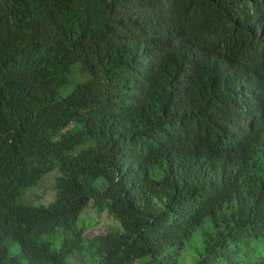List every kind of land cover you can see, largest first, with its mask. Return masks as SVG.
<instances>
[{
    "label": "trees",
    "instance_id": "1",
    "mask_svg": "<svg viewBox=\"0 0 264 264\" xmlns=\"http://www.w3.org/2000/svg\"><path fill=\"white\" fill-rule=\"evenodd\" d=\"M75 259L264 264V0H0V264Z\"/></svg>",
    "mask_w": 264,
    "mask_h": 264
},
{
    "label": "rangeland",
    "instance_id": "2",
    "mask_svg": "<svg viewBox=\"0 0 264 264\" xmlns=\"http://www.w3.org/2000/svg\"><path fill=\"white\" fill-rule=\"evenodd\" d=\"M59 176L58 171H55L47 175L34 189L23 194L21 203L32 207H48L52 205L56 200L55 181ZM81 229L87 230V233L91 231L87 237L102 236L105 234L108 228H117L118 224L106 213L96 214L93 207H90L85 212L79 222ZM197 242V239L195 240ZM193 250V249H192ZM20 246L18 243L11 245V256H17L20 254ZM191 249L184 252L183 258L189 257ZM195 252V250H194ZM71 264H92L90 262L83 263L79 259H75Z\"/></svg>",
    "mask_w": 264,
    "mask_h": 264
}]
</instances>
